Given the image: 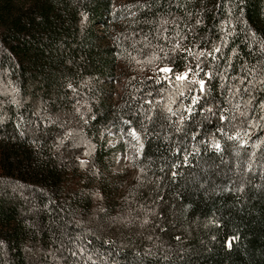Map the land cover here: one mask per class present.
Masks as SVG:
<instances>
[{"label": "trees", "instance_id": "1", "mask_svg": "<svg viewBox=\"0 0 264 264\" xmlns=\"http://www.w3.org/2000/svg\"><path fill=\"white\" fill-rule=\"evenodd\" d=\"M114 2L0 0V264H264V0Z\"/></svg>", "mask_w": 264, "mask_h": 264}, {"label": "rangeland", "instance_id": "2", "mask_svg": "<svg viewBox=\"0 0 264 264\" xmlns=\"http://www.w3.org/2000/svg\"><path fill=\"white\" fill-rule=\"evenodd\" d=\"M145 0H115L113 21L110 23V35L107 40L115 36L116 30L128 26L137 14L138 9ZM127 72L123 63H120L114 80L106 84L109 101L114 105H121L126 87ZM108 147L122 145L123 151L116 158L111 168L109 178L113 186V195L119 196L135 184L139 174V158L142 145L138 134L124 126H112L108 131Z\"/></svg>", "mask_w": 264, "mask_h": 264}, {"label": "snow or ice", "instance_id": "3", "mask_svg": "<svg viewBox=\"0 0 264 264\" xmlns=\"http://www.w3.org/2000/svg\"><path fill=\"white\" fill-rule=\"evenodd\" d=\"M165 23H167V21H165ZM177 47H179V45H177ZM214 51H215L216 53H219V52H220V48H215ZM203 54H204V53H202V55H203ZM207 55H208V56H212L213 53H212V52H208ZM159 71H160L161 73L169 74V73H172V72H173V69H171L170 67H163V68H160ZM191 71H192V69H189L188 72H186V73H184V74H182V75H176V76H175V79H176V80H184V79L187 78L188 73L191 72ZM208 75H209V78H211V74L209 73ZM199 84H200V89H201V91H203V89H204V81H203V80H200V81H199Z\"/></svg>", "mask_w": 264, "mask_h": 264}]
</instances>
